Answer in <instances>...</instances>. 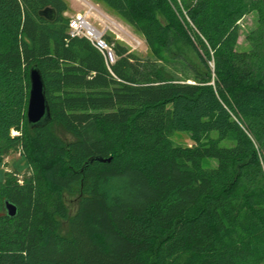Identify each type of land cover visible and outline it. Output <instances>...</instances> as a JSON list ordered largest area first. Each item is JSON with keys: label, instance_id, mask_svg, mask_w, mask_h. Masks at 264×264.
Segmentation results:
<instances>
[{"label": "trees", "instance_id": "trees-1", "mask_svg": "<svg viewBox=\"0 0 264 264\" xmlns=\"http://www.w3.org/2000/svg\"><path fill=\"white\" fill-rule=\"evenodd\" d=\"M98 1L152 59L114 44L107 67L69 37L64 0H0V164L12 153L28 164L21 181L0 180V264H264V4ZM171 35L200 68L164 66ZM34 66L50 120L30 127Z\"/></svg>", "mask_w": 264, "mask_h": 264}, {"label": "rangeland", "instance_id": "rangeland-1", "mask_svg": "<svg viewBox=\"0 0 264 264\" xmlns=\"http://www.w3.org/2000/svg\"><path fill=\"white\" fill-rule=\"evenodd\" d=\"M64 2L66 3V11L63 13V17L66 20L69 21L73 15L83 13L90 8L96 9L106 19L118 24L122 30L120 39H116L111 33L107 34L106 38L108 37L111 39L110 43H113V46L114 44H120L126 47L129 53L141 59H152L150 47L145 38L124 22L112 10L106 8L102 2L98 0H64ZM91 12L96 14L94 11ZM92 18L93 17H91V19ZM256 18L257 15L253 12L239 21V35L236 43V50L242 51L249 49V43L246 37L256 27ZM169 46V49L164 53L167 60L164 61V66L168 70L172 72L179 71L182 69L181 65L185 66L187 63L194 64L199 68L201 67L198 55L189 42L175 35H171ZM208 65L212 68V62ZM11 134L15 136L18 133L13 131ZM213 135H215V133ZM169 137L176 146H190L192 144L190 136L187 133L172 132ZM27 171L28 164L25 158L22 157L20 153H12L5 157L0 164V180H3L5 172H15L18 174V180L21 181L22 176L27 174ZM71 209L73 210V207Z\"/></svg>", "mask_w": 264, "mask_h": 264}, {"label": "built area", "instance_id": "built-area-1", "mask_svg": "<svg viewBox=\"0 0 264 264\" xmlns=\"http://www.w3.org/2000/svg\"><path fill=\"white\" fill-rule=\"evenodd\" d=\"M91 17L93 18L91 19ZM121 32L118 24L106 19L93 8L73 15L68 21L67 33L69 37L86 39L103 56L107 67L113 65L116 58L113 43L108 42L106 36L111 33L116 39H120Z\"/></svg>", "mask_w": 264, "mask_h": 264}, {"label": "water", "instance_id": "water-1", "mask_svg": "<svg viewBox=\"0 0 264 264\" xmlns=\"http://www.w3.org/2000/svg\"><path fill=\"white\" fill-rule=\"evenodd\" d=\"M264 4V0H261ZM53 11L49 8L40 12V15L47 18H53ZM29 95L26 111V119L30 127L41 125L48 120L50 116L48 113L47 102L45 98V87L40 71L34 66L29 70ZM5 210L9 217L16 215V208L14 205L6 202Z\"/></svg>", "mask_w": 264, "mask_h": 264}]
</instances>
